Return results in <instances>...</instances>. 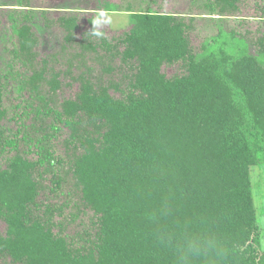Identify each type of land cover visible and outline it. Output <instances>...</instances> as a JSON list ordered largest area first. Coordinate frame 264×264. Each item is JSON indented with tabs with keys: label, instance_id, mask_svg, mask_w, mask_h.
<instances>
[{
	"label": "trees",
	"instance_id": "1",
	"mask_svg": "<svg viewBox=\"0 0 264 264\" xmlns=\"http://www.w3.org/2000/svg\"><path fill=\"white\" fill-rule=\"evenodd\" d=\"M259 1L245 17L242 0H196L184 16L127 7L110 39L98 27L119 10L103 2L71 53L86 7L62 3L52 20L29 0L0 3V264H170L152 236L162 206L209 224L227 264H264ZM198 15L208 32L194 43ZM49 23L65 44L34 61Z\"/></svg>",
	"mask_w": 264,
	"mask_h": 264
},
{
	"label": "rangeland",
	"instance_id": "2",
	"mask_svg": "<svg viewBox=\"0 0 264 264\" xmlns=\"http://www.w3.org/2000/svg\"><path fill=\"white\" fill-rule=\"evenodd\" d=\"M8 1L11 0H0L1 2L8 3ZM31 1V5L38 6V8L41 9H48L49 13H47V18H50L54 20L58 13L57 9L61 6L62 3H67L68 1H73L71 5L73 6H79V8H87L88 10H81L82 12L78 17L81 19L80 21V29L75 32V42L65 44L62 42L63 40V34L58 31V26L56 23H49V27L51 30V33H48L46 35L47 42L44 44V49H41L37 47L35 52L39 53L38 56L34 58V61H39L41 58H44L45 54L53 53L54 50L61 51V45L65 44L68 53H71V49L75 48L76 40L79 39L81 36L80 33L82 31H88L89 27L86 23V19L89 18L92 14L90 9L98 8L103 2H108L113 5L118 6L119 10L118 12L110 13L109 15L106 14L105 17L102 18L101 24L98 27L99 30L103 31V36L106 38H112L116 37L117 35H120L122 31L128 30L129 23H128V14L125 12L128 8L130 10L134 11H146L148 9L155 10L158 12L163 13H172L177 14L180 16L188 15L189 13H196L195 9L196 6L193 4L196 0H29ZM254 2L257 3V5L260 3L259 0H242L240 4V15L241 16H254L256 13V9H254ZM99 5V6H98ZM197 5V4H196ZM197 14V13H196ZM199 14V13H198ZM60 16V15H59ZM58 17V16H57ZM198 26L197 30L200 33H194L195 35H191L193 42L198 41L199 38H203V35L207 34L208 29L205 27L206 20L205 16L198 15ZM201 18V19H200ZM256 22H252V24L249 25L254 31L256 28ZM264 32V28H260V33ZM77 36V37H76ZM259 34L257 35V37ZM251 38L256 37L255 33H252ZM49 41V42H48ZM4 42H0L3 44ZM7 47V43H4ZM2 47V46H1ZM33 61V62H34ZM1 66V62H0ZM167 75L173 74L176 70L175 68H167L164 70ZM77 85H73L70 88L64 87V89L61 90L60 95L64 98L70 97L73 95V93L76 91ZM251 180H252V189L253 194L255 197V205L257 208V216H258V222H259V228H260V234H261V240L263 243L264 248V168H253L251 169ZM2 229V226H0V230Z\"/></svg>",
	"mask_w": 264,
	"mask_h": 264
},
{
	"label": "clouds",
	"instance_id": "3",
	"mask_svg": "<svg viewBox=\"0 0 264 264\" xmlns=\"http://www.w3.org/2000/svg\"><path fill=\"white\" fill-rule=\"evenodd\" d=\"M153 219V239L171 254L170 264H227L230 249L206 222L173 215L166 206Z\"/></svg>",
	"mask_w": 264,
	"mask_h": 264
}]
</instances>
